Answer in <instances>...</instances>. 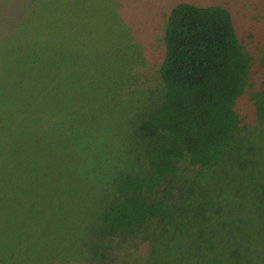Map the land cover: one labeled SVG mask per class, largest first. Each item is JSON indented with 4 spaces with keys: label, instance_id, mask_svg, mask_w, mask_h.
Here are the masks:
<instances>
[{
    "label": "rangeland",
    "instance_id": "1",
    "mask_svg": "<svg viewBox=\"0 0 264 264\" xmlns=\"http://www.w3.org/2000/svg\"><path fill=\"white\" fill-rule=\"evenodd\" d=\"M180 3L228 10L253 59L251 88L236 106L238 149L207 170L183 162L146 194L170 191L173 223L107 236L104 215L124 181L149 170L138 128L166 94L165 31ZM90 11L71 39L32 55L19 49L51 13L73 23ZM262 63L264 0H0V85L42 96L15 164L0 117V264H264V123L250 98L264 89Z\"/></svg>",
    "mask_w": 264,
    "mask_h": 264
},
{
    "label": "trees",
    "instance_id": "2",
    "mask_svg": "<svg viewBox=\"0 0 264 264\" xmlns=\"http://www.w3.org/2000/svg\"><path fill=\"white\" fill-rule=\"evenodd\" d=\"M91 13L73 19V23L60 16L55 20L51 13L38 27L39 32L32 30L33 35L30 34L19 49L32 55L34 47L52 40L58 43L69 40L79 33L83 19ZM51 66L52 62L45 63L44 79L49 80ZM252 68L253 59L245 53L228 10L187 3L172 9L160 69L166 94L138 128L140 137L150 145L149 170L141 177H128L124 181L122 197L112 202L104 215L103 234H134L153 220L164 225L175 221V211L168 203L170 191H164L160 200L150 199L146 194L153 193L163 183H170L183 162L207 170L233 155L238 149L234 143L235 135L242 127L236 106L251 88ZM3 74L5 72L0 73L1 79H4ZM29 81L34 80L30 78ZM40 97L35 88L17 90L9 84L6 87L0 85V117L7 123L3 127L10 129L9 158L12 164L19 161L17 154L21 141L29 136L30 128L23 123L33 121L39 114L35 104ZM250 98L257 119L264 123V89L253 90ZM18 101H23L21 111ZM2 104L7 105L3 108ZM11 111L16 113V118L9 115ZM210 207L213 211L214 207L211 204ZM200 209L204 210L203 207ZM230 255L238 254L231 252Z\"/></svg>",
    "mask_w": 264,
    "mask_h": 264
}]
</instances>
